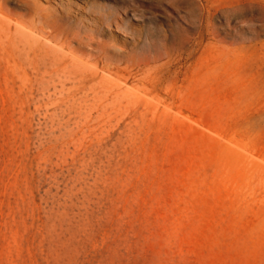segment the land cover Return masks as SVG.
Segmentation results:
<instances>
[{
  "label": "rangeland",
  "instance_id": "1",
  "mask_svg": "<svg viewBox=\"0 0 264 264\" xmlns=\"http://www.w3.org/2000/svg\"><path fill=\"white\" fill-rule=\"evenodd\" d=\"M262 135L264 0H0V264H264Z\"/></svg>",
  "mask_w": 264,
  "mask_h": 264
},
{
  "label": "bare ground",
  "instance_id": "2",
  "mask_svg": "<svg viewBox=\"0 0 264 264\" xmlns=\"http://www.w3.org/2000/svg\"><path fill=\"white\" fill-rule=\"evenodd\" d=\"M64 15V14H63ZM38 16V15H37ZM47 16V15H46ZM17 17V16H16ZM23 18V17H22ZM55 19V18H54ZM18 20V19H17ZM16 21V20H15ZM7 22V21H6ZM24 22V21H23ZM9 23V22H8ZM12 23V22H11ZM20 24V23H19ZM9 26H10V24H8ZM7 25V26H8ZM47 27V26H46ZM16 30V29H15ZM16 31H18V28H17V30ZM42 31V30H41ZM27 33V32H26ZM29 33V32H28ZM20 34V33H19ZM47 105V104H46ZM262 137L263 138H261V140L263 141V144H262V146L260 147V150H261V154H264V135H262ZM255 167L257 168L256 169V171H258L259 172V175L261 176V177H263L264 176V155H261V161L259 162H256V165H255Z\"/></svg>",
  "mask_w": 264,
  "mask_h": 264
}]
</instances>
